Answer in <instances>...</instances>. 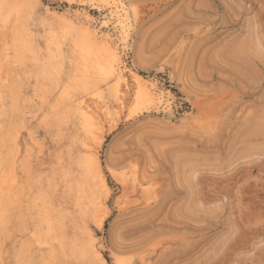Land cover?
Here are the masks:
<instances>
[{
	"label": "rangeland",
	"instance_id": "rangeland-1",
	"mask_svg": "<svg viewBox=\"0 0 264 264\" xmlns=\"http://www.w3.org/2000/svg\"><path fill=\"white\" fill-rule=\"evenodd\" d=\"M120 4L124 44L113 20L101 27ZM45 10L87 14L91 29L120 48L125 71L163 95L158 107L136 105L129 79L115 110L110 85L102 88L112 109L93 148L108 197L97 212L101 224L88 223L104 264H264V0H38L34 13ZM33 17L37 65L16 63L13 33L0 28V264H78L69 248L77 213L64 188L76 170L66 171V184L59 167L72 124L55 132L44 123L41 100H56L58 90L42 89L50 35ZM61 47L66 87L75 57L69 40ZM121 178L137 190L124 197ZM50 204L67 210L64 250L62 232L41 221Z\"/></svg>",
	"mask_w": 264,
	"mask_h": 264
},
{
	"label": "bare ground",
	"instance_id": "bare-ground-1",
	"mask_svg": "<svg viewBox=\"0 0 264 264\" xmlns=\"http://www.w3.org/2000/svg\"><path fill=\"white\" fill-rule=\"evenodd\" d=\"M37 4L38 0H0V28L4 35L13 33L12 44L17 54L16 63L23 60L25 62L28 60L32 65L40 63V52L32 45L34 35L29 29V21H32L33 16L34 25H38L43 32L50 35V41L48 40L49 42L45 45L46 59L45 62H41L42 89L44 93H47L50 85H53L58 90V95L56 100L46 97L41 101L45 103L43 112L46 114L44 123L47 127L60 132L64 123L72 124L71 129L67 127V130H70L69 147L65 151L67 159L65 163L59 162L66 184L69 176L66 171L72 167L76 170L74 179L68 183V187H64L73 195V212L77 213V216L69 219V223L74 225V233L77 234L75 235L77 237L74 236L69 243L70 254L79 261L78 264H104L100 247L88 223L92 219L97 227L101 224V221H96L97 212L103 207L104 200L108 197V187L93 148V142L96 140L102 121L111 115L112 109L104 102L102 88L110 85L107 91L116 103L115 110L122 108L126 100L130 87L129 79L133 83L132 102L136 105H142L147 109L163 105V95L157 94L153 86H145L137 76H132L130 71H125V66L120 65V48L118 49L108 34L99 35L95 29H91V20L87 14L80 16L66 13L58 17L49 10L35 14L34 9ZM110 20L114 21L115 29L117 26L120 28L119 41L124 44L128 18L122 4L117 5L116 11L110 12L101 23V27L107 29ZM53 22H56L55 26L60 31L56 35L53 33ZM67 40L70 41L71 56L75 57V61L73 63L69 60L71 71L66 78L68 85L63 87L59 84V72L66 55L61 44ZM7 55L5 54V58ZM26 55H30V58L27 59ZM167 103L165 106L169 104ZM122 182H124L121 185L124 197L128 191L131 190L134 193L137 190L135 181L128 184L127 180L123 179ZM11 193L13 194L12 191ZM50 205L46 209L42 208L41 221L42 224L51 228L55 227L62 232L59 245L64 250L66 234H63L65 224L62 222V215L67 210L61 205L57 207ZM6 211L7 209L4 213ZM48 213L52 214V220L48 218ZM42 244L38 241V245ZM1 252L0 249V263ZM16 259L22 260V257H16ZM113 264L129 263L115 258Z\"/></svg>",
	"mask_w": 264,
	"mask_h": 264
}]
</instances>
